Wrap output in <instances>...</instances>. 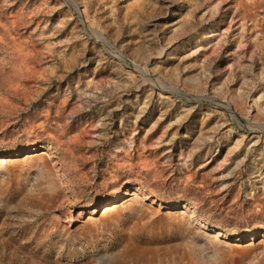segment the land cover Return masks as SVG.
Wrapping results in <instances>:
<instances>
[{"label":"rangeland","instance_id":"1","mask_svg":"<svg viewBox=\"0 0 264 264\" xmlns=\"http://www.w3.org/2000/svg\"><path fill=\"white\" fill-rule=\"evenodd\" d=\"M0 264H264V0H0Z\"/></svg>","mask_w":264,"mask_h":264}]
</instances>
